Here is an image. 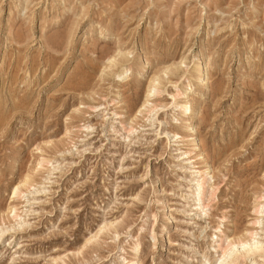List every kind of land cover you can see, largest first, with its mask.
<instances>
[{
  "label": "rangeland",
  "instance_id": "1",
  "mask_svg": "<svg viewBox=\"0 0 264 264\" xmlns=\"http://www.w3.org/2000/svg\"><path fill=\"white\" fill-rule=\"evenodd\" d=\"M262 194L264 0H0V264H264Z\"/></svg>",
  "mask_w": 264,
  "mask_h": 264
},
{
  "label": "bare ground",
  "instance_id": "2",
  "mask_svg": "<svg viewBox=\"0 0 264 264\" xmlns=\"http://www.w3.org/2000/svg\"><path fill=\"white\" fill-rule=\"evenodd\" d=\"M205 67H206V65H205ZM199 67V69H198V78H199V80L200 79H202L206 74H208V68L206 67ZM125 69V68H124ZM120 77H121V75H125V70L124 71H122L121 73H119L118 74ZM205 80V79H204ZM202 82H204L203 80H202ZM153 83V82H152ZM151 83V84H152ZM154 84L155 83H153V85H151V89L149 90L150 92L152 91V89H155V87H154ZM156 85V84H155ZM155 91V90H154ZM158 92V91H157ZM149 102H150V94H148L146 97H145V99H144V102H143V104H142V107H141V109L139 110V112L141 113L142 111H143V109H145L146 107H147V105L149 104ZM178 106L180 107V114H181V116H183V117H188V115H190L192 112H193V109H192V103L190 102V99H189V97H187L186 98V100H184V101H181L179 104H178ZM188 119V118H187ZM186 128H187V130H189V131H192L193 133H190V136H194L195 135V133H194V127L193 126H191V124H188L187 126H186ZM171 133H169V135H170ZM176 136H178V135H176ZM191 139H193V140H195V138H191ZM193 145V144H192ZM191 155V154H190ZM44 162H45V160H44V158L43 159H41V161L39 162V165H43L44 164ZM40 167V166H39ZM203 173V172H202ZM205 174V173H204ZM25 179V178H24ZM25 180H28V177H26V179ZM26 182V181H25ZM29 182V181H28ZM23 183V181L22 182H20L19 184H17V187L15 188V190L13 191V193H12V199H18V197H19V195L22 193V189H21V184ZM209 183V181H207V177L206 178H203L200 182H199V186H202L203 188H205V187H207V184ZM24 184V183H23ZM212 187V186H211ZM204 192V191H203ZM203 195H204V193H203ZM208 196H209V194H208ZM263 210H264V194H262V195H260L259 197H257V200H256V202H255V205H254V210H253V212H254V215H255V217H254V220H253V222H252V224H254V228H257L258 226H260L261 225V220H260V218L259 217H261L260 216V214L263 212ZM6 211V210H5ZM6 213V215H12V217L13 218H17V217H20L21 215H20V212H19V210H18V207H16V206H12V207H10V208H8V210L6 211V212H4V213H2V215L3 214H5ZM155 226V225H154ZM117 233V232H116ZM246 234H249L250 235V238L249 239H241V238H238L237 240H234V241H231L230 242V236H227L226 237V241H228L229 240V242H228V246H226V248H224V249H222L223 250V254H222V257L224 258L225 256H226V254L229 252V251H231L233 248H235V247H247V250H246V253H253V252H255L254 250H256V251H258L259 249H261V247H263L264 246V244L263 243H259V242H256L255 241V239H254V236H255V230L254 231H252V230H250V231H247V233ZM0 237H2V235L0 236ZM232 239V238H231ZM224 240V239H223ZM155 244V243H154ZM138 248V247H137ZM254 249V250H253ZM136 251H138L137 249H136ZM137 253V252H136ZM137 255V254H136ZM219 261V260H218ZM217 261V263H219ZM243 263V262H242ZM133 264H139V259L138 260H135V261H133ZM254 264H258V262L256 263V262H254Z\"/></svg>",
  "mask_w": 264,
  "mask_h": 264
}]
</instances>
